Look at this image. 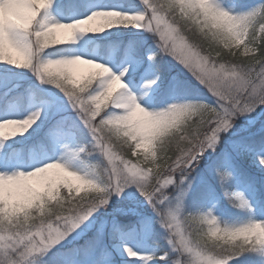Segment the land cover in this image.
I'll return each mask as SVG.
<instances>
[{"label":"clouds","instance_id":"1","mask_svg":"<svg viewBox=\"0 0 264 264\" xmlns=\"http://www.w3.org/2000/svg\"><path fill=\"white\" fill-rule=\"evenodd\" d=\"M29 3L38 9L43 8L47 0H29ZM141 4L143 11L137 14L101 10L83 19L48 25L36 33V43L43 54L36 66L19 63L22 57L18 53L9 57L8 63L15 59L16 66L31 68L44 83L83 89L97 81L105 82L107 86L93 98L96 110L114 104L120 111L108 115L102 122L105 148L100 153L107 157L108 165L102 160L80 171L68 161L55 160L30 171L7 176L0 173V264H39L55 247L52 241L56 234L45 230L50 220L59 219L73 206V201H85L87 197V202L91 203L95 199L92 194L105 190L109 168L120 169L127 175H143L158 167V153L168 148L176 135L198 118L204 104L196 99H178L166 107L150 110L122 78L120 87L109 95L117 74L106 64L80 55L53 59L45 56V50L70 44L78 34L131 26L143 28L155 37L159 53L154 52L150 60H155L165 53L166 47L175 46L177 39H181L186 51L192 54L189 62L182 65L201 85L210 78L221 91L244 97L240 90L242 82L264 73V0L246 9H241L235 0H141ZM23 6L12 0H0L3 16L0 28L15 24L30 29L39 13L34 9L25 18L20 13ZM5 51L13 52L6 41L0 40V59L4 58ZM126 72L127 69L119 75L122 77ZM158 79L146 81L143 87L151 88ZM260 94L264 96V87ZM250 113L241 112L240 116ZM34 123L30 118L2 120L0 138L23 135ZM234 126L235 120L231 128ZM95 151L93 148L86 154L91 156ZM125 157L137 159L133 163ZM112 195L106 197L107 202L96 211L106 208ZM242 200L245 199L237 194L230 202L235 207H248V203L242 205ZM79 213L80 209H76L70 217L77 226H81ZM160 222L169 233L168 243L177 253L171 264H230L241 251L256 253L264 249V221L221 224L211 209L185 215L183 206H179L170 207ZM17 237H20V247ZM125 247L130 257L138 256L131 247ZM36 251L42 254L34 256ZM185 253L188 255L184 256Z\"/></svg>","mask_w":264,"mask_h":264},{"label":"rangeland","instance_id":"2","mask_svg":"<svg viewBox=\"0 0 264 264\" xmlns=\"http://www.w3.org/2000/svg\"><path fill=\"white\" fill-rule=\"evenodd\" d=\"M235 2L241 9H246L260 0ZM100 10L137 13L143 11V5L141 0H52L50 7L41 13V19L67 23ZM2 19L0 13V21ZM108 37L120 39L104 42ZM55 47L46 50L45 56L55 59L80 55L106 64L115 74L127 69V74L123 76L125 84L150 110L184 99L179 94L182 91L203 97L205 103L216 106L217 98L207 86L196 81L174 56L163 53L157 56L158 63L152 64L153 60L149 57L154 52L159 53V48L155 37L147 30L119 26L103 33L78 34L72 43ZM126 47L130 51L123 50ZM157 77V83L151 88L143 87L146 81ZM263 108L238 116L235 126L221 133L215 149H209L199 160L188 178L191 186L183 200L185 215L211 209L221 224L264 221V199L260 197L264 190V164L260 162L264 158ZM36 112H40L39 120L25 134L15 137L17 144L8 146V142L0 138V173L30 171L55 160L68 161L80 171L90 165L87 163L89 160L92 163L103 160L108 165L107 157L98 149L91 156L79 151L85 145L92 150L93 139L77 111L59 89L41 82L28 68L0 62V121L25 119ZM35 131V139H27ZM259 135L263 140L258 145L253 144L252 141ZM125 158L133 163L137 159ZM242 164L245 165L241 171L239 167ZM221 172L230 176L222 178ZM244 172L251 181L247 182L241 177ZM178 177L179 172L174 178ZM219 186L225 190V195L231 192L230 199L237 194L242 196L248 207H236L238 210H235L233 203L227 202L219 215ZM202 188L208 194V199L204 210L200 211L195 208V201L197 191ZM166 191L172 195L175 189L169 185ZM160 221L153 207L132 185L119 195L113 194L106 208L101 207L96 211L66 240L43 256L39 264H171L177 253L168 243L169 233ZM125 246L131 247L138 256L130 257Z\"/></svg>","mask_w":264,"mask_h":264},{"label":"snow or ice","instance_id":"3","mask_svg":"<svg viewBox=\"0 0 264 264\" xmlns=\"http://www.w3.org/2000/svg\"><path fill=\"white\" fill-rule=\"evenodd\" d=\"M12 2L24 4L20 9V13L25 18L31 15L34 9L39 15H37L30 29H22L15 24L4 25L0 28V40L6 41L13 50L12 53L5 51L4 58L0 59V62H7L10 56L18 53L22 57L19 63L24 64L27 62L32 66H36L38 60L43 59V54L36 43V33L42 32L52 23H58V21L49 20L48 18L41 19V13L50 7L52 0H47V4L43 8L38 9L34 4L29 3V0H12ZM163 42L164 41H162V43ZM56 46L58 47L61 45ZM164 51L174 56L181 64L188 63L192 55L186 51L184 42L181 39H177L175 46L166 47ZM8 64L16 66L17 61L13 59L12 63ZM28 69L32 70L31 68ZM33 73L35 74V72ZM126 74L127 72L123 76ZM123 76L121 77L117 74V78L112 81L109 95L112 91L120 87V79H123ZM261 77H264V73H261L255 79L242 82L240 90L244 92V97L229 91H221L209 78L203 85H206L210 92L217 98L215 107L210 103H205L203 97L193 96L186 91L180 92L179 94L184 99H196L203 101L204 104L201 106L198 118L191 121L187 128L176 135L170 146L162 152L163 155L157 162L158 167L143 175H127L122 173L120 169L109 168L107 171L105 190L92 194L95 196V199L91 203L87 202V197L85 201H73V206L66 209L59 219L54 218L46 224L45 230H50L56 234L52 243H54L55 246L61 244L80 227L70 219L76 209H80L79 218L80 224L82 225L85 221L89 220V217L93 216L97 207L107 202L106 197L111 196L113 193L119 195L132 185H135L146 198L154 211L159 215L160 219L164 218V214L170 207L183 206L184 197L187 194L188 188L191 186L190 183H188L189 175L197 166L199 160L209 149L215 148L220 140L221 133L231 128L232 122L240 116L241 112L252 113L254 112L253 109H257L258 104L260 105L259 107L264 106V103H261V101L264 100V96L260 94L261 88L264 87V80H262ZM51 85L58 88L67 97L71 106L77 111L80 121L91 133L93 139L92 148L98 149L99 151L104 149L103 133L105 125H103L102 122L105 117L113 112H117L110 111V109L117 108L114 104L105 105L102 108L103 114H101L102 110H96L93 98L96 97L99 91H102L107 86L106 83L97 81L83 89L74 88L72 86ZM105 99H107V97H105ZM97 117H99L98 120ZM29 118L36 123L40 118V112L32 114ZM88 150L87 146L79 149L80 152H86ZM170 151L173 152V156L168 155ZM260 162L264 164V158H262ZM177 172H179V177L174 178ZM3 174L5 176L8 175L7 173ZM220 175L222 178H226L228 173L221 172ZM169 185L175 189L172 195H169L168 191H166ZM241 203L244 206L247 205L246 200H242ZM17 246H22L20 244V237H17ZM46 250L47 249H45V251ZM258 250L264 251V249ZM41 254L40 251H36L34 256H40ZM242 254L243 252L241 251L237 253L234 258Z\"/></svg>","mask_w":264,"mask_h":264},{"label":"trees","instance_id":"4","mask_svg":"<svg viewBox=\"0 0 264 264\" xmlns=\"http://www.w3.org/2000/svg\"><path fill=\"white\" fill-rule=\"evenodd\" d=\"M258 1V0H257ZM110 39H112V40H114V39H120V37H108V38H106V39H104V42H111V40ZM120 42H122V41H124V40H119ZM125 41H127V40H125ZM126 43V42H125ZM130 45H131V43H130ZM124 47V46H123ZM123 50H128V51H130V48L129 47H126L125 49H123ZM133 52V51H132ZM158 63V59H155V60H153V62H152V64L153 65H156ZM51 85V84H50ZM52 86V85H51ZM53 88H56V87H54V86H52ZM56 89H58V88H56ZM36 135H37V132L35 131V132H33V133H30L29 134V137L27 138V139H30V140H34L35 139V137H36ZM263 139H262V136H258L257 138H255L252 142H253V144H255V145H258V144H260L261 143V141H262ZM5 141H7L8 142V146H12V145H15V144H17L16 142H18V141H16L15 140V137H13V138H8V139H5ZM20 145H23V144H20ZM86 146V145H85ZM163 154L162 153H158V159L160 160V158H161V156H162ZM168 155L169 156H173V152L172 151H170L169 153H168ZM127 158H132V157H127ZM90 161V160H89ZM87 162V163H89V164H93L92 162ZM245 165V164H244ZM243 164H242V166L241 167H239V169L242 171V168H243V166H244ZM228 176H230V174H228ZM245 181H251L250 180V177L244 172V174L242 173V176H241ZM217 192L220 194V206H219V209H218V214L219 215H221L222 214V209H223V206L227 203V202H229L230 204L232 203V202H230L231 201V199H230V193L231 192H229L228 194H226L225 195V190L222 188V187H217ZM263 193L262 194H260V197L262 198V200L264 199V190L262 191ZM85 193H82L81 195H84ZM208 194L206 193V191L202 188V189H199V191H197V193H196V201H195V203H196V205H195V208L196 209H199L200 211H202V210H204V208H205V202L207 201V199H208ZM230 207H233V206H230ZM235 210H238V209H236V207H235ZM248 214V212L246 211V215ZM230 264H264V251H259V252H256V253H252V252H249V253H243L241 256H239V257H236V258H234L231 262H230Z\"/></svg>","mask_w":264,"mask_h":264},{"label":"water","instance_id":"5","mask_svg":"<svg viewBox=\"0 0 264 264\" xmlns=\"http://www.w3.org/2000/svg\"><path fill=\"white\" fill-rule=\"evenodd\" d=\"M264 110V109H263Z\"/></svg>","mask_w":264,"mask_h":264}]
</instances>
